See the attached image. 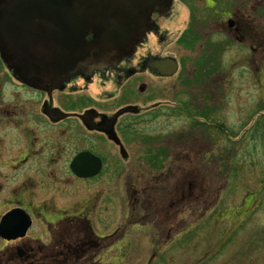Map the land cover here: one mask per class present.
<instances>
[{
    "label": "flooded vegetation",
    "instance_id": "flooded-vegetation-1",
    "mask_svg": "<svg viewBox=\"0 0 264 264\" xmlns=\"http://www.w3.org/2000/svg\"><path fill=\"white\" fill-rule=\"evenodd\" d=\"M49 1L0 0L10 16L0 21L9 39L0 43V264H106L128 244L150 259L187 225L208 231L214 264H251V242L264 241L245 228L256 196L243 171L216 163L237 161L234 140L249 139L230 126V53L236 43L264 59V0H207L202 11L215 14L221 37L200 44L188 71V52L164 53L167 23L177 1L187 5L178 40L191 55L186 31L207 23L198 0H141L132 10L117 7L126 0H68L65 11ZM74 45L94 58L74 64ZM160 119L179 129L173 143H154ZM101 226L114 228L99 236ZM138 227L150 249L134 244Z\"/></svg>",
    "mask_w": 264,
    "mask_h": 264
},
{
    "label": "rangeland",
    "instance_id": "rangeland-1",
    "mask_svg": "<svg viewBox=\"0 0 264 264\" xmlns=\"http://www.w3.org/2000/svg\"><path fill=\"white\" fill-rule=\"evenodd\" d=\"M206 1L198 0L197 3L192 2L194 11L199 10L200 16L204 17L207 23L198 24L194 20L186 31L185 46L192 49L195 48L191 55L188 50L184 51L181 49L182 45H180L181 43L178 40L179 36L188 27L190 11H188L189 8L187 5L177 1L175 16L172 21L167 23L170 39L164 53H170L181 58L183 54L188 52L185 54L186 58L188 57L187 63L182 65L181 70L188 71L190 67L192 68L194 64L192 61L198 55L202 42L213 41L221 37L217 33V19L214 18L215 14L209 11H202L206 8ZM234 4V8H237L238 5H242V1H234ZM256 7L257 3L255 2L252 8ZM256 17L257 12L254 11L252 19L256 20ZM140 51L145 52L146 49ZM230 55L234 57L231 65V77H229V90L232 100V118L230 120L233 122L230 126H233L232 131L235 132L233 136L235 139L237 137L236 135L242 133L244 130L247 131L249 139L246 142L234 140V144L238 145L237 149L234 147L235 153L239 154L237 161H218L216 164L217 170L234 169L243 171V175L247 177L251 197L256 196V200L250 206V216L248 224L245 226L252 241L259 235H264V128L257 131L259 123L257 121H264V59L261 62L258 59L260 56L257 52H253L247 47L244 48L236 43H234ZM262 65L263 72L261 71ZM158 122L152 129L154 143L156 145L173 143V135L177 134L179 129L173 127L162 129L161 119ZM180 122L184 121L181 120ZM180 125L181 123L175 124L177 128ZM200 165L201 169H208L210 162L208 160L206 162L201 161ZM220 208L221 205L218 204V209ZM144 212L146 213L145 210ZM189 216V214L186 215L187 219L190 218ZM144 217L147 218V216ZM153 219L157 218L153 217ZM112 228L114 226H101L96 233L99 236H104ZM144 228L138 227L137 239L136 241L133 240L134 244L138 243L139 249L143 250L146 248L150 249L152 246V241H150L149 236L141 232ZM186 228V234L181 241L169 242L162 253L156 257L148 259L149 252L137 253L132 251V244L130 246L127 243L128 247L125 248H127L128 254L121 253L119 255L118 252L106 253L103 261L106 264H147L148 260L150 261L149 264H214V261H212L213 257H210V250L212 248L211 246L214 245V241H212V238L207 237L208 231L207 233L199 234L192 226L187 225ZM124 245L122 243V249H124ZM256 245L257 242H251L249 247L251 264H256L252 261V258H257L261 262L260 264H264V241L260 243L259 248ZM114 247L120 248L119 245Z\"/></svg>",
    "mask_w": 264,
    "mask_h": 264
},
{
    "label": "water",
    "instance_id": "water-1",
    "mask_svg": "<svg viewBox=\"0 0 264 264\" xmlns=\"http://www.w3.org/2000/svg\"><path fill=\"white\" fill-rule=\"evenodd\" d=\"M90 1V0H89ZM152 1V3H154V2H157L158 0H151ZM49 2H51V3H55L56 4V2H57V8L59 9V10H63V11H65L66 10V8H67V4H68V0H64V1H61V0H57V1H55V0H50ZM84 2L85 3H87L88 2V0H84ZM114 2V0H109V3H113ZM140 2H142L141 0H138L137 2L136 1H131V0H126V1H123L121 4H122V6H117L118 8H123V9H129V10H132V4L133 3H137V4H140ZM146 15H144V17H145ZM7 21V20H10V16H9V13H8V10L6 9V8H0V21ZM64 21V20H63ZM61 26L63 25V23L62 22H60L59 23ZM8 30H9V32H12V31H14V25L12 24V25H10L8 28H7ZM136 35H137V33H136ZM9 39H8V36H7V33L5 32V30H3L2 28H0V43H2L4 46H7V44L9 43V41H8ZM75 46V48L72 50L73 51V54H74V57H76V58H81L82 60L81 61H75L74 62V64H76V65H81V64H86L87 63V61H89V59L90 58H94V56H95V53H96V50L94 51V50H88V49H86L85 51H83L82 53H81V51L76 47V45H74ZM8 50L10 51V49L8 48ZM20 57L23 59V55L22 54H20ZM169 59H171V62H170V67L172 68V70L171 71H169V74L171 73H174V72H176V70H177V65H178V63H177V60L175 59V58H169ZM85 60H87V61H85ZM90 62V61H89ZM24 63H26V61H22L21 63H20V65L22 64H24ZM80 164V161H77V165H79ZM76 170L77 169H79V168H75ZM96 172H97V169H93V170H91V171H89V172H86V175L88 174V175H93V174H96ZM4 222V221H3ZM6 223V222H5ZM5 225V224H4ZM4 225H3V227H4ZM29 225H27L26 224V228L28 227ZM6 227V226H5Z\"/></svg>",
    "mask_w": 264,
    "mask_h": 264
}]
</instances>
